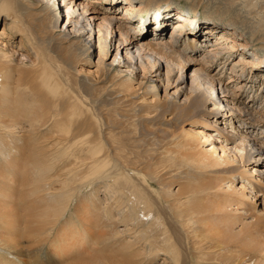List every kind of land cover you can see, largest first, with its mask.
<instances>
[{"label": "bare ground", "instance_id": "bare-ground-1", "mask_svg": "<svg viewBox=\"0 0 264 264\" xmlns=\"http://www.w3.org/2000/svg\"><path fill=\"white\" fill-rule=\"evenodd\" d=\"M60 3H64L63 6L66 8L69 6L67 14L71 17L68 21L72 29L64 34L56 31L59 16L57 7ZM96 4H99L100 8L96 9ZM124 4L127 18L116 15ZM164 4L169 5V2L167 0H84V2L0 0V15L11 21L10 27L19 29L36 48L37 59L40 62L42 60L43 78L49 76L45 85L56 92L52 93V97L63 108L72 105L68 110L63 109L53 116L54 119L50 121L57 124L65 122L64 119L78 112V108L62 95L64 85L68 89L70 85L54 72L52 67L58 66L53 60L58 54L60 57L64 56L65 63L76 70L80 63L90 58L89 50L94 47L95 28H99V32L106 35L102 40L104 55L108 51L109 36L113 34L120 36L113 63L118 61L117 57L127 58L129 67H135L133 61L151 58L154 64H158L156 61L160 63L158 68L162 67L164 61L168 65V74H170L175 68L183 71V65L186 64L183 61L192 62L191 59L202 50L203 41L208 39L210 32L206 28L201 35V26L214 25L220 21L226 22L230 27L228 30L220 28L219 31L215 28L218 34L214 44L209 46L208 55H204L206 57L201 68L193 71L191 88L196 95L184 99L182 103L173 99L169 104L160 101L158 95L153 94L152 101L155 100V103H150V106L148 103L143 109L147 110L145 115L150 112L155 115L153 119L146 120V123L143 121L144 114L141 116L140 110L136 111L133 117L128 115L129 113L124 114L121 110L119 121L106 117L108 108H115L114 112L119 105L130 107L135 105V102L124 105L123 98L94 101L93 98L89 102L90 108L87 113L92 114L95 120L88 128H81L75 133L74 138L70 134L72 131L68 130L62 135L64 140L48 142L46 137L43 139L40 137V133L44 132L49 124L46 121L48 114L40 107L42 102H34L18 85L12 88L0 86V264H58L63 261L67 253L77 255L79 251L88 252L91 249H94L90 253L91 256L74 264H150L164 254L170 256L172 264H255L259 256L255 259L251 254L256 251L264 252V215L262 210H257L259 201L256 199L249 201V213L253 215L254 223L250 225L245 223L244 228L237 233L234 232V226L242 222V218L228 215V207L221 197L211 202L210 199L214 197L209 198L207 195L216 188L222 189L225 184L231 188L232 177L242 173L244 167L229 166L217 171L216 175L220 177L209 180L202 170L212 167L209 160L213 158V151L210 153L201 151L202 156L197 153H186L185 157L195 161L196 164L189 166L173 164L172 171L167 170L165 163L149 151L150 149L159 151L163 136L159 140L158 128L167 123L174 124V121L176 125L192 122L194 130L192 135H187L191 140L212 138L203 126L208 122L207 118L210 115L215 117L217 102H220L223 106L226 103L225 107H230L234 114L238 112L241 113V117L243 115L249 117L247 119L250 120L249 123L244 119L238 123L243 127L242 132L246 135L241 139L243 142L241 147H244L245 151L242 161L251 164L264 162L260 156L264 155V140L258 141L251 134L253 130L257 131L260 120L241 105V100H235L237 97L235 92L227 90L224 85L221 89L224 95L220 97L217 85L222 84L221 76L217 79L216 74L211 75L209 72L215 65H219L220 71L224 70L227 61L230 60L229 57L224 58L225 54L231 57L233 52L237 53V47H246L237 40L242 36L241 33L235 32L240 29L242 31L248 29V32L254 33L264 32L262 13L264 0H225L216 12L205 14V20L203 19L202 22L198 20L201 12L194 5L188 12L178 11V17L171 20L170 16L165 17L168 6L160 8ZM152 8L154 13L148 20L156 28L154 30L160 32V37L164 35V19L176 21L171 38L150 41L145 37L147 33L141 31L135 36L139 41L131 39L133 35L130 36V31L143 25L142 18L136 21L135 15ZM98 11L102 13L101 18L96 15H85L87 12ZM76 13L79 18L72 19ZM94 19H100L101 22L97 25L93 23ZM135 24L136 27L133 28ZM232 29L235 31L232 32ZM2 35H6V30ZM72 35H75V39H71ZM110 40L113 41V36ZM176 43L184 44L185 51L194 53L189 55L192 58H187L186 54L183 56L180 49L176 48ZM0 45L5 47L4 42L0 41ZM120 51H125V55H121ZM6 56L7 54H4V57ZM24 57L26 58L27 55ZM104 63L99 58L97 66L101 71L102 82L106 80ZM261 64L263 66L258 68L257 66ZM243 65L257 67L259 71L256 73L264 76V57L252 55L245 60L241 58L234 66L238 68ZM237 68L232 69L236 75ZM7 74L11 80L24 75L21 68L8 69ZM244 74V72L238 74L237 79H241ZM51 76L58 78L64 85L60 82H56L54 87L50 85L48 79L52 78ZM250 78L253 81L259 79L258 76L253 75ZM230 81H235L232 76ZM260 82V86H263L264 79H260ZM131 83V78H125L120 85L128 90L133 87ZM243 86L247 88V84ZM150 89L156 91L157 87L151 86ZM86 92L90 90L85 86L72 92L73 97L82 107L87 103L86 96L82 94ZM231 92L234 96L232 100L224 102L223 98ZM260 99L264 100V96L262 95ZM254 100L255 105L259 104L263 107L264 101L258 102L256 98ZM209 104H213V108L210 109ZM167 114L172 116L170 119L172 121H165ZM130 119L135 126L131 131L136 134L142 133L143 152L139 154H136L137 149L131 142L119 146L121 141L112 142L105 132L112 124L122 129L121 135H124L125 132L130 131L132 123H127ZM236 121V117L230 119L231 124ZM25 123L29 126L27 131L18 138L14 136L15 131L12 129ZM179 125L176 128H181ZM95 132L100 134L92 138ZM166 134L164 136H168ZM97 139L99 141L95 143L94 140ZM164 139H162L163 143H165ZM188 142L184 143L185 152L195 148L191 141ZM186 146L189 148L187 149ZM232 150L236 154V150ZM26 153H29V157ZM68 159L70 165L65 169L61 168ZM214 160L215 165H220V160ZM57 171L60 173L53 178L51 174ZM99 181H107L105 194L109 198L99 197L96 199V205L89 204V200H86L87 203L79 208L78 198L81 195L77 193L75 197L66 193L71 189L70 185H76V189L80 188L82 194L86 188L91 192ZM173 185L180 186L175 194L169 193ZM242 188L227 193L231 196L229 206H237V210L241 208L240 203L244 200L245 192L241 191ZM95 192L97 193V190ZM94 195L92 194V200ZM71 207L74 208L71 217L61 223ZM75 215H77L76 220L72 219ZM142 216L146 219L150 218V221L141 219ZM96 224L98 227H94ZM119 224H124L127 230L118 231ZM127 233L130 236L128 240L124 239ZM61 245H64L62 250ZM256 264L262 263L258 261Z\"/></svg>", "mask_w": 264, "mask_h": 264}, {"label": "rangeland", "instance_id": "rangeland-1", "mask_svg": "<svg viewBox=\"0 0 264 264\" xmlns=\"http://www.w3.org/2000/svg\"><path fill=\"white\" fill-rule=\"evenodd\" d=\"M84 2V0H81ZM112 1V0H111ZM163 1V0H161ZM225 0H167L169 2L168 4H164L160 6V8L164 6L167 7V12L165 13L166 16H170V19L173 20L178 17V11H186L188 12L189 9H192L191 6H195L197 9L200 10L201 16L198 15V20L200 22L203 21L205 18V14L216 12V9L219 7H222V4ZM124 3V2H123ZM60 6L57 7V13H59L58 16V29L56 30L57 33H66L68 30L72 29V25H69L68 19H71L69 15L67 14V8L64 7V3H60ZM96 9L100 8L99 4H96ZM126 5H122L118 11L116 12V15L128 17L127 14H125L124 7ZM173 8V9H172ZM172 9V10H171ZM56 10V7H55ZM100 10V9H99ZM172 11V13L170 11ZM174 10V11H173ZM89 13V14H88ZM154 13V8H152L149 11H146L142 14H137L135 17H137L136 21L140 20L142 18L143 25H139V27H136V24L133 28L136 27L135 30L130 31V36L133 35L131 39L134 38V40L139 41L136 39L135 36H138L139 33H147L146 39L156 41L159 38L162 40H169L171 38V33L174 31V23L176 21H169L170 19H164L165 21V29H164V35L160 37V32L155 31L156 28H154L151 21L148 20L149 17H151V14ZM264 15V12H262ZM78 13L74 14V17L72 19L79 18ZM85 15H96L97 17L101 18L102 13L101 11L93 13V12H87ZM150 15V16H149ZM230 16V15H229ZM231 17V16H230ZM264 17V16H263ZM205 20V19H204ZM226 21V20H225ZM101 20L94 19L93 23L99 24ZM240 22V21H239ZM11 21L6 20L4 16L0 15V41L4 42V45H0V86H7V87H17L20 86L25 93H27L30 96V99L36 101H41L42 104L40 105L41 108L45 109V112L48 114V121L49 124L45 128L44 132L40 133V137L47 139L48 142H53L56 140H64L65 138L62 136L63 133L69 131L70 134H72V138H74V135L77 131H80L81 128H88L89 124L93 122L92 114L87 113L88 109L90 108L89 102L91 99L94 100H100V99H122L125 100V104H130L135 102V105H131L130 107H121L122 105H119L117 107V110L113 112L115 108H108L109 112H107V118L114 119V120H121L119 116V112L122 110L124 111V114H128L131 117L134 116V113L138 110L139 112H142L141 116H143V121L146 123L147 121L154 118V113L150 112L145 115L146 111L143 109V107L150 106V103H155L152 99L154 98L153 94H157L158 98L162 102H168L171 104V102L174 100L180 101L181 103L184 102V99L190 98L195 92L191 88L193 71L196 68H201L204 58L208 55L209 52V46L214 44L216 40V36L218 34L220 28H225V30L230 29L226 25V22H216L214 25H207L201 26L202 29L200 30V33L202 35L203 31L208 29L210 32L209 37L206 41H203L204 46L201 47V51L197 52V55H195L194 59H191L189 55H194V53H189L188 51H185L184 44L176 43V48L180 49L183 56H187V58L193 60L192 62L189 61H183L186 62L184 66V70L180 71L179 69L175 68L173 69L172 73L168 74V65L165 64L164 61H162V67L158 68L160 63L156 61L158 64H154V60L151 58H144V60H137L133 61L135 62V67H129V61L126 58H119L117 57L116 62L113 63V60L115 58V55L117 53V48L119 46L118 39H120L119 35H111L107 39V43L109 45L108 51L106 55L102 53V40L103 38H106V35L103 33H100L99 28H95V32L93 35V43L94 47L89 50L90 58L84 60V62L80 63L76 70H73L71 66L65 63L64 56H56L57 54H54L56 58L53 60L54 63L57 64L58 67H52L54 69V72L59 74L65 82H67L70 85V89H68L63 82H61L58 78L51 76L52 78L48 79L49 84L53 87L56 82H60L64 85L65 88L62 89L61 93L62 95L66 96L68 100H70L73 104H75L78 108V112L71 114L65 118V122H62L60 124H57L56 122L50 121L54 119V115L62 111L63 109H69L72 105L67 106V108H63L60 106L59 102L55 100L52 97V93H56L55 91L49 89L46 87V79L49 77L43 78V69H42V60L37 59L36 56V48L31 44V42L27 39L25 35H23L22 32H20L17 28L10 27ZM69 25V26H68ZM152 25V26H151ZM153 27V28H152ZM215 28H218L215 31ZM155 29V30H154ZM6 30V35H2L3 31ZM248 30V29H247ZM244 29L242 31L241 29L238 30L235 33H241L242 36L238 37L239 44H245L246 47H237V53H232V56L225 54L224 58L227 57L230 58L229 61H227V66L224 70H219V65H215L212 67L209 72L211 75H217L215 78H219L221 80V85H217L218 92L220 94V97H223L224 94H222L221 89L223 88V85L227 90L235 92L237 95L235 100H241V105L243 107L247 108V110H250L255 116L260 120V125L257 129V131L253 130L251 134L257 139L258 141L264 140V104L263 107L259 106V104L255 105L253 101L256 98V101H264L263 99H260L262 95L264 96V85L260 86L261 82L260 79H264V76L257 74L256 72L259 71L258 68L260 66H263V64L258 65L257 67H248L247 65L237 66L235 65V62H239V60L251 58L252 55H258L261 57H264V32H252L247 31ZM199 31V30H198ZM232 32L235 31V29L231 30ZM157 33V34H156ZM205 33V32H204ZM156 34V35H154ZM193 35L192 33H189ZM87 35V34H86ZM85 35V38L87 37ZM113 36V41L110 40V38ZM71 39H75V35L71 36ZM84 39V38H83ZM245 48V49H244ZM207 49V50H206ZM135 51V49H133ZM121 55H125V51H120ZM246 53V54H245ZM4 54H7L6 57H4ZM108 54V55H107ZM186 54V55H185ZM12 55V56H11ZM24 55L27 57L25 58ZM11 56V57H8ZM59 57V58H58ZM102 59L105 66L104 74L106 75V80L102 82V75L101 71L99 70L97 64L98 60ZM158 60V58H156ZM257 57H255V60ZM210 62V61H209ZM113 63V64H112ZM134 65V64H133ZM208 67V65L206 66ZM210 67V66H209ZM245 67V68H244ZM15 69L21 68L23 70L24 75L22 77H16L15 79L12 78L9 79V75L7 74L8 69ZM233 68H237V75L232 72ZM244 68V69H242ZM256 69V70H255ZM50 70V69H49ZM158 70H160L158 72ZM172 70V69H171ZM51 71V70H50ZM52 72V71H51ZM241 72H244L245 74L241 79H237L239 76L238 74H241ZM224 73V74H223ZM262 73V71L260 72ZM223 74V75H221ZM258 76L259 79L257 80H251L250 77ZM231 76L235 81L231 82L230 78ZM262 76V77H261ZM113 77L115 79H113ZM125 78H131V85H133L132 89H126L125 87H122L120 84L122 80ZM113 79V80H112ZM253 81V82H252ZM219 83V81H218ZM217 83V84H218ZM230 83V84H229ZM107 84V85H105ZM114 84L116 86H114ZM130 84V83H128ZM247 84V88L243 85ZM142 85V86H141ZM83 86L89 88L90 92L82 93L86 96L85 100L87 103L85 104V108L82 107L76 98L73 97L72 92L74 93L76 89H79L80 87L83 88ZM157 87V90L153 91L150 89V87ZM253 86V87H251ZM255 86V87H254ZM261 87V89H259ZM141 88V89H140ZM144 88V89H143ZM123 89V90H122ZM259 90V91H258ZM147 91V94L145 92ZM231 93H227V97L223 98L224 102L231 101L234 96H232ZM59 95V93H57ZM196 95V94H195ZM110 97V98H109ZM121 97V98H120ZM254 97V98H253ZM102 102V101H101ZM99 102V103H101ZM147 104V105H146ZM151 104V105H153ZM98 105V103H97ZM226 106L227 104L224 103ZM220 102H217L216 110H215V117L210 115L208 119V124L206 123L203 127L206 132H209L212 138H200L191 140V137H188V134L192 135V131L194 130V125H192V122H186L184 124H178L181 128H176V123L174 121L171 124H164L162 127L158 128V137L159 140L161 138V144L158 148L159 151L150 149L149 151L151 154L157 155L158 158L161 159L162 162L165 163L167 170L172 171V165L173 164H180L182 166H189V165H195V161H191L190 159L186 158V153H197L202 156L201 151L203 153H210L211 151L214 152L213 158L209 160V162L212 163V167L209 166L206 170H202L204 173V176L208 178L209 180H213L217 177H220V175H216L217 171L223 170L224 168H227L229 166L239 167L242 168L244 171L242 173H239L236 175V177H232L231 179V188L228 184H225L222 189L216 188L213 191L209 192L207 195L209 198L214 197L213 199H210L211 202H215L216 200L220 199L221 197L224 201V203L228 207V215L231 217L237 216L242 218V222L237 223V225L234 226V232H240L245 223H248L249 225L254 223V217L251 215L250 212V204L249 201L252 199H256L259 201V205L257 206V210H262L264 215V162H259L260 160H257V164H251V162H244L242 161V158L245 156V151L243 150L244 147H241L243 142L241 139L242 137L246 136L242 131H244L243 127L239 126L240 121H244L249 119V117H241V113L236 112L233 113L232 110H230V107H225ZM139 107V108H138ZM210 109L213 108V104H209L208 106ZM126 108V110H125ZM138 108V109H136ZM223 108V110L221 109ZM83 109V111H80ZM97 109H102L101 107H97ZM144 111H143V110ZM127 113H126V112ZM105 112V110H104ZM51 113V118H50ZM232 115V116H230ZM146 116V117H145ZM213 117V118H212ZM237 118L236 123L233 122L230 123L231 118ZM50 118V119H49ZM58 119V118H57ZM172 116L170 114H167L165 121H172ZM244 119V120H243ZM147 120V121H146ZM225 121V122H223ZM248 123L250 120H247ZM127 123H132L130 126V131L125 132L124 135H121L122 129H119L112 124L110 125V128L107 129L105 132L109 135V140L112 142L115 141H121L119 146H124L127 142H131L136 150V154L142 153L143 147L141 145V135L142 133L136 134L134 131H131L135 126L133 120H128ZM211 123V124H210ZM219 126H216V125ZM62 127V129H61ZM208 127V128H206ZM29 126L25 124L18 125L17 127L13 128L12 130L15 131L14 136L18 138L21 136V134L24 133V131H27ZM167 129L168 131L166 132ZM260 128V129H259ZM61 129V130H60ZM60 130V132H58ZM165 131V132H163ZM246 132V131H245ZM57 133V135H56ZM96 134L92 135L93 137H98V132H95ZM132 133V134H129ZM168 136H164V134ZM173 135H170L172 134ZM263 133V134H262ZM168 137V138H167ZM165 138V139H164ZM165 143H163V140ZM52 140V141H51ZM99 140H94V142H98ZM188 141H191L193 146H195L194 149L190 151H186V148L184 147V143H189ZM264 142V141H263ZM187 147V146H186ZM162 151H161V149ZM189 147H187L188 149ZM202 149V150H201ZM206 149V150H205ZM232 149L236 150V154H234ZM192 151V152H191ZM72 153V152H70ZM27 157H29V153H26ZM262 157V161H264V155H260ZM66 158H68L66 156ZM200 159V158H199ZM220 160V165H215V160ZM225 160V162H223ZM69 159L66 160L61 166V168L65 169L69 163ZM73 162V160H71ZM190 161V162H189ZM229 162V164H227ZM70 165V164H69ZM68 165V166H69ZM253 168V169H252ZM249 169V170H248ZM59 171V170H58ZM55 172L54 174H51L53 178H56L60 172ZM249 171V172H248ZM106 182L107 181H99L94 185V188L91 190V192H88L89 188H86L85 191L80 192V188L76 189V185H70L71 189L68 190L66 193L73 195L76 197L77 193H79L81 196L78 198L79 208H81L82 205H85L87 203L86 200H89V204L96 205V199L99 197L109 198L108 195L105 194L106 190ZM180 185V184H179ZM179 185H173L170 190L172 194L177 193ZM242 186L244 188H242ZM241 191L245 192L244 194V200L241 201V205L238 210L237 206H229L230 203V193L231 191H237L241 189ZM97 190V193L95 192ZM88 192V193H87ZM92 194L94 195V200H92ZM77 201V200H76ZM261 203V206H260ZM263 203V204H262ZM104 204V203H103ZM74 205V204H73ZM77 205V203H76ZM105 206V204H104ZM74 208L71 207L68 215L65 217L64 220H62L61 223L66 221V219L70 218V214L73 213ZM120 215V214H119ZM229 216V217H230ZM77 215L72 216V219L76 220ZM118 218V217H117ZM141 219H145L146 221H150V218H144L142 216ZM94 227H98V224H96ZM126 227L124 224L118 225V231L124 232L126 231ZM124 239H129V234H125ZM132 239V238H131ZM264 243V241H263ZM64 245H61V250ZM94 249H91L90 251H79L77 255H72L70 253H67V256L63 258V261L58 264H74L83 261L86 257L91 256V252ZM165 255V256H164ZM160 255V257L150 262V264H172L170 260V256L168 254ZM251 255H254L255 259L262 264H264V252H254ZM62 260V259H61ZM256 262L258 263V261ZM59 261V260H58ZM255 262V264H256ZM253 264V263H252Z\"/></svg>", "mask_w": 264, "mask_h": 264}]
</instances>
